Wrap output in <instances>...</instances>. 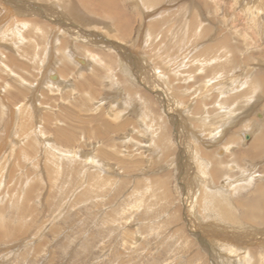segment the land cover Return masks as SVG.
Listing matches in <instances>:
<instances>
[{
  "label": "rangeland",
  "instance_id": "374dc122",
  "mask_svg": "<svg viewBox=\"0 0 264 264\" xmlns=\"http://www.w3.org/2000/svg\"><path fill=\"white\" fill-rule=\"evenodd\" d=\"M0 264H264V0H0Z\"/></svg>",
  "mask_w": 264,
  "mask_h": 264
},
{
  "label": "water",
  "instance_id": "95a60500",
  "mask_svg": "<svg viewBox=\"0 0 264 264\" xmlns=\"http://www.w3.org/2000/svg\"><path fill=\"white\" fill-rule=\"evenodd\" d=\"M51 80H52V81H55V80H56V77H55V76H52V77H51ZM246 140H248V137H247V136H246Z\"/></svg>",
  "mask_w": 264,
  "mask_h": 264
},
{
  "label": "bare ground",
  "instance_id": "6f19581e",
  "mask_svg": "<svg viewBox=\"0 0 264 264\" xmlns=\"http://www.w3.org/2000/svg\"><path fill=\"white\" fill-rule=\"evenodd\" d=\"M256 211V210H255Z\"/></svg>",
  "mask_w": 264,
  "mask_h": 264
}]
</instances>
